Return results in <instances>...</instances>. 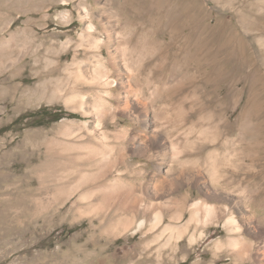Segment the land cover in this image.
Listing matches in <instances>:
<instances>
[{"label":"rangeland","instance_id":"374dc122","mask_svg":"<svg viewBox=\"0 0 264 264\" xmlns=\"http://www.w3.org/2000/svg\"><path fill=\"white\" fill-rule=\"evenodd\" d=\"M0 264H264V0H0Z\"/></svg>","mask_w":264,"mask_h":264},{"label":"trees","instance_id":"16d2710c","mask_svg":"<svg viewBox=\"0 0 264 264\" xmlns=\"http://www.w3.org/2000/svg\"><path fill=\"white\" fill-rule=\"evenodd\" d=\"M64 112H53L49 109L43 108L38 110L37 112L31 114L32 117H37L38 121L36 123V125L34 126H42L45 123H54V122H58L61 119L64 118ZM26 117H29L28 115L22 116V118L19 119V121L21 120H25ZM46 117H49L47 122H44V120L46 119Z\"/></svg>","mask_w":264,"mask_h":264},{"label":"bare ground","instance_id":"6f19581e","mask_svg":"<svg viewBox=\"0 0 264 264\" xmlns=\"http://www.w3.org/2000/svg\"><path fill=\"white\" fill-rule=\"evenodd\" d=\"M85 18L87 19V18H89V14H87L86 16H85ZM94 28V25L92 24V22L89 24V26H88V32H90L91 33V30ZM95 29V28H94ZM96 30V29H95ZM103 78L101 77L100 79H98L99 81H101ZM107 82V81H106ZM226 212V208H224V209H220L219 210V213H220V216H224V213ZM210 214V213H209ZM161 217V215L160 214H158L157 215V218L158 219H161L160 218ZM142 225V223L140 224V226Z\"/></svg>","mask_w":264,"mask_h":264}]
</instances>
